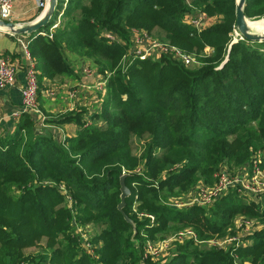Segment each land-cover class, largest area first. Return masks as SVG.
Masks as SVG:
<instances>
[{
	"label": "trees",
	"instance_id": "obj_1",
	"mask_svg": "<svg viewBox=\"0 0 264 264\" xmlns=\"http://www.w3.org/2000/svg\"><path fill=\"white\" fill-rule=\"evenodd\" d=\"M66 1L58 0L50 23L40 29L48 32L59 20L53 37L32 38L29 46L39 71V92L44 78L72 77L62 51L66 45L93 59L103 75L106 93L93 120L105 126H85L78 113L66 115L58 125L77 122L81 129L60 144L25 113L12 132L0 135V264H234L231 254L264 264V193L244 199L237 187L208 206L166 203L199 180L212 184L222 163L243 170L256 159L264 170V51L258 49L264 41L234 43L224 62L236 0H193L194 8L223 16L198 34L182 21L192 11L187 0ZM243 11L249 20L263 18L264 0H246ZM155 27L175 45H208L213 52L198 69L168 56L120 67L131 44L130 29L152 32ZM104 32L116 40H106ZM143 135L150 140L138 158L129 143L131 136ZM123 173L129 175L125 186L131 195L124 212L136 224L133 241L131 226L116 207ZM60 183L72 197L67 203L54 186ZM134 203L136 212L154 215L156 226L138 217ZM237 215L244 222L262 223L245 236L248 245L229 246L228 252L209 246L226 235ZM72 221L101 228L89 238L94 245L102 242L95 249L97 260L80 250L77 236L71 237ZM186 226L198 243L186 241L167 260L144 259L146 239L163 240ZM59 236L62 241L56 242ZM46 237L45 252L22 253Z\"/></svg>",
	"mask_w": 264,
	"mask_h": 264
},
{
	"label": "crops",
	"instance_id": "obj_2",
	"mask_svg": "<svg viewBox=\"0 0 264 264\" xmlns=\"http://www.w3.org/2000/svg\"><path fill=\"white\" fill-rule=\"evenodd\" d=\"M38 1L15 0L11 22L17 26H23L37 21L40 18ZM24 38L28 40L29 50L32 38L26 34H24ZM20 39L22 40L20 36L10 35L7 31L0 30V55L7 57L16 70L14 83L0 91V135L5 130L12 132L20 115H23L21 114L20 90L24 84L25 68L30 61L22 52L19 44ZM30 56L36 68V59L31 53ZM65 59L74 71L73 76L75 77L44 78L41 82L43 89L40 92L41 95L38 96L41 112L46 116L44 130L48 131L53 139L60 144L64 143L65 139L74 137L81 129L77 122L58 125L60 119L66 115L73 117L78 113L77 120L85 126H105L104 121L93 120V116L100 113L103 103L100 101L102 96L100 92L105 91V87L102 90L99 87V84L104 80L103 76L93 71L85 59L78 56H67ZM87 69L92 70L93 75H86Z\"/></svg>",
	"mask_w": 264,
	"mask_h": 264
},
{
	"label": "rangeland",
	"instance_id": "obj_3",
	"mask_svg": "<svg viewBox=\"0 0 264 264\" xmlns=\"http://www.w3.org/2000/svg\"><path fill=\"white\" fill-rule=\"evenodd\" d=\"M192 1L193 0H187V4L192 9V11L191 12H186L183 15V17H182V21L186 25H188L191 29H193L188 23H186V20H187L186 16L187 15L194 16V15H197L198 13H203L207 17V22L204 24V26H202L201 29L199 28V30H195V32H196L195 34L200 33L203 29H205V30L206 29H209L210 27H213L215 24L220 23V22L223 21V16L221 14H218V13L213 14V13H209V12L207 13V12L200 11L198 6L196 7L198 9H196V8L193 7V6H195V3H193ZM65 2H67V1L65 0ZM9 22H11V21H9ZM58 24H59V20H58V23H56L57 27H58ZM57 27L54 30H52V32H49V34H51V37H48L49 39L53 37V35L55 34V31L57 30ZM151 31L152 32H149V31H146V30L145 31L144 30H138L137 28H131L130 31H129L130 32L129 35L132 36L136 32H140V33L147 32V34L149 35V37L152 40H155V41H157L160 44H164V45H166L169 48L177 49L178 51L183 52V53L191 56L192 58L196 59L199 62V66L198 67H192L190 69H198L199 67H201L202 64H203V62L201 61V59L202 58H207L213 52V48L212 47H209L208 45H202L201 48L200 47H195V46H191L190 48H186L183 45H179V44H176L175 45V44H173L169 40V38L167 37L166 32L160 30L157 27H155ZM35 34L36 33H34L33 35H35ZM14 36H16V35H14ZM27 36H30L31 37L32 35H27ZM104 36H105V39L106 40H109L110 42L112 41V36L116 40L115 35H113L112 33L104 32ZM32 37H34V36H32ZM38 37H40V36H38ZM42 37H46V36H42ZM114 38H113V40H114ZM130 41H131V38H130ZM233 41H236V42H233ZM238 42H244V40H242L240 38V36L237 35L236 32L233 29L228 34V41L226 43L227 52H226V55L224 57V61L227 60V57H228L227 55H228L229 50L231 48L230 46L233 45L234 43L237 44ZM248 46L251 47V46H254V45L251 44V45H248ZM258 49H259V51H264V47H258ZM62 51L64 52L65 58H67V56H78L81 59H85V61L90 65V68L93 71L98 72V67L93 63V59H91V58H85V57H80L79 55L75 54L74 52L69 51V49L64 44H63ZM131 51H132V47L129 44L127 53L121 58V60L119 62V66L120 67L125 68V66L127 64H129V61H131L130 60L131 59L130 58ZM150 58L153 59L154 61H160V60H162V58H160V57L158 58L157 56L150 57ZM133 60H135V59H133ZM221 67H222V64L221 65L219 64V66L216 69H220ZM38 75H39V72H38ZM99 75L103 76L102 74H99ZM72 77H75V76H73V74H72ZM37 81H38V76H37ZM37 85H38V82H37ZM99 87L102 88L101 83L99 84ZM39 93L40 92H38V95H39ZM70 93L72 94V91ZM105 93H106V85H105ZM105 93L103 94L104 96H105ZM103 95L101 96L100 101L103 100V98H102V97H104ZM37 104H38V96H37ZM39 110L41 112L40 106H39ZM26 114H28V113H26ZM41 119L42 120L44 119L43 120V123H41V124L38 121H35L34 119L33 120H34V122H36L37 124H39L40 127H41V130H43V128L46 125V123H45L46 116H45V114H43V112L40 113V117L38 119H36V120H41ZM42 133H43V131H42ZM149 140H150V136L149 135H143V137L131 136L130 143H129L130 144V149H131V154L134 155L135 157L140 158V156L142 155V153L144 151V147L148 143ZM157 152H159V153L162 154L161 151H157ZM255 166L257 167V165H255ZM221 168H223L229 175H232V176H236V175L240 174L241 177H239V180L241 182L238 183V184H241V185H244V186L247 185V186H249V188L251 190H253V193H251L249 190H247V189H245L243 187L245 193H243V191H239V194L244 199H245V197H249V198L252 197L255 194L254 193V190L256 191L258 189H262V186H264V172L262 173V177L259 176L258 174L254 173V171H255L254 166L252 168L253 170L252 169L245 168V169H243V172L241 173L239 171H242V170H238V168L235 169L232 165H229V164L227 165L225 163H222V164H220V166L218 168V171L215 174H213L214 182L212 184L208 185V184L204 183L203 181L199 180L194 185L190 186L187 191H184L183 194H181L179 196H171V197H169L166 203L169 206H172V207H177L178 206L179 208H184L185 207V204L187 203V201L190 198V194L193 191H195L198 187H202L203 186L204 188H207L209 190L215 189V187L217 186V175H218L219 170ZM140 171H141L140 168H136L134 172L141 173ZM47 183L48 184H51L52 182H47ZM54 186L59 191H63V193H64V199H63V201H66V203H67L68 201H70V199H72L71 195L70 194L68 195V193H67V191L65 189V185L63 183L54 184ZM237 187L238 186H236V185L235 186H232V188H237ZM225 192H227L226 194H228V192H230V189L226 190ZM134 204H136V203H134ZM62 205L64 206L63 202H62ZM136 205L133 206L135 212L137 210V206ZM208 205L209 204H203L202 206H208ZM136 213L137 214H140L138 212H136ZM144 215H148V214H144ZM150 215L155 220L154 215H152V214H150ZM154 220H153V222H154ZM242 220H243L242 217L239 216V215H237L233 219L232 225L227 229L226 235H223L221 238H219L220 239L219 241L214 240V242H221L222 240H225V239H231V240L227 241L229 243H221V245H219V247H220L219 249H222V250H225V252L226 251L228 252L227 248H228L229 244L233 243V241L235 240V238H238L243 232L246 233V235L248 236V235L254 233L256 230H258V227L259 226H262V223L260 221H258L257 219H255V220H248V223H246L247 221L244 222ZM152 224L154 226H156L155 222L152 223ZM69 226L71 228V232H70L71 237L77 236L78 238L76 239V241H80V242H81L82 238L85 239L86 237H88L87 239H89L91 237H94L95 235H97L100 232V229H101L99 227L96 229L95 226H93V225H91L89 223L82 224L81 222L79 223L77 221H75V222L72 221ZM185 229H190V230H192L194 232V230L191 227L186 226L183 229H180V230H177L175 232H172V233L168 234V237H171L174 234L183 232V231H185ZM194 235H195V233H194ZM195 237H196V235H195ZM167 238H165V239H167ZM244 238L245 237L242 236V238H240V239H244ZM60 241H62V236H59L56 239V242H60ZM149 241L150 240L146 239L144 245L147 244ZM151 241H158L159 242V240H151ZM47 242H48V238L47 237L46 238L38 239V240H36L33 243V245L28 246V248L22 250V253L25 254V255H28V254H30V255H39V254H42V252H45L46 249H47L46 248L47 247V244H46ZM171 242L172 241L168 239V241L166 243H164V244L161 245L159 256L162 257L163 260L169 259V257L174 254L172 252H175L177 250V248L179 246H181V245H179V246H177L175 248L176 244L174 242L173 243H171ZM98 245L99 246H102L101 240L98 241V243L96 244V247ZM246 245H248V242H245L244 246H246ZM209 246H212V245L209 244ZM143 248H144V246H143ZM230 256L234 257V260H236V262L234 264H252L251 262H249V260L242 261L240 259V256H238V255L236 256V255H232L231 254ZM148 259H150V258H148ZM151 260L152 261H156V260H153V259H151Z\"/></svg>",
	"mask_w": 264,
	"mask_h": 264
},
{
	"label": "built area",
	"instance_id": "obj_4",
	"mask_svg": "<svg viewBox=\"0 0 264 264\" xmlns=\"http://www.w3.org/2000/svg\"><path fill=\"white\" fill-rule=\"evenodd\" d=\"M14 2L15 0H0V19L2 21L12 20ZM47 6H48V0L38 1L37 7L40 10L39 15L43 13V11L47 8ZM186 18H187L186 23H188L194 30H199V28L201 29L202 26H204V24L207 22V17L203 13H198L197 15H194V16L187 15ZM56 27L57 25L55 24L53 27L49 29L48 33L45 31H40L32 38H35L38 36L51 37V34H49V32H52V30H54ZM234 31L236 32L237 35L240 36V34L236 31V29H234ZM20 37L22 38V40L21 39L19 40V44L22 49V52H24V54L30 61V63L25 68L26 70H25L24 84L20 90V95H21L20 104L22 107L21 114L28 113L35 121H38L41 124L43 123L44 119L36 120L40 117V113H41L39 110V105L37 104V96L39 92V86L37 85L38 71L34 66L35 64L32 62L30 52L28 51V45H29L28 40H25L24 36H20ZM113 38L114 37L112 36V40ZM130 42H131L130 45L132 47V51L130 53V58H131L130 60H133V59L146 60V58L155 57V56H157L158 58L163 57V56H168L173 61L179 64H182L186 67H189V68L199 66V62L196 59L192 58L191 56L183 52L178 51L177 49L169 48L164 44H160L157 41L152 40L147 34V32L134 33L131 36ZM233 42H236V41H233ZM15 73H16V70L14 69V65L10 62V60L7 57L5 58L0 55V91L14 83ZM85 73L86 75H89V76L93 75V72L90 69H87ZM101 85H102V88L105 87V80H103ZM102 88L100 89L102 90ZM100 93L103 95L105 91L102 90ZM258 164H259V161L254 159L251 169L254 166V169H255L254 173L262 177V173L264 171L258 167ZM255 165H257V167ZM239 172L242 173L243 170ZM239 177H241L240 174L236 176H232V175H229L223 168H221L217 175V186L215 187V189L209 190L207 188H204L203 186L198 187L195 191H193L190 194V198L185 204V207H191L193 205L202 206L203 204H211L214 200L219 199L220 196L225 195L227 193L225 192L226 190L231 189L232 186H235V185L238 186L240 188V191H243V193H245L243 187L249 190L251 193H253V190H251L249 186L246 185L247 186L246 187L244 185L238 184L241 182L239 180ZM254 193L255 194L264 193V186H262V189H258L256 191L254 190ZM177 208L179 207L177 206ZM133 210H134V207H133ZM138 217L148 219L150 226H154L152 224L154 223L153 222L154 219L151 215H144L140 213L138 214ZM246 223H248V221ZM242 236L245 237L246 233L243 232L238 238H235L233 243L229 244V246L233 245L234 248L244 246L245 244L244 239H240L242 238ZM87 238L88 237H86L85 239L82 238L80 242L81 243L80 250L82 252H86L90 258L97 260L98 256L95 253V249L98 250L101 246L98 245L96 247V245L90 243L89 239ZM168 239L172 241L171 243L174 242L176 244L175 248L179 245H182L184 242L188 240H192L198 243V240H196L194 232L190 229H185V231L174 234L173 236L168 237L167 239L159 240V242L149 241L147 244L144 245V248H143L144 259L150 258L156 261L163 260V258L159 256L160 248L162 244L168 241ZM229 240L231 239H225V240H222L221 242L212 241L209 244L220 248L219 245H221V243H229L227 242Z\"/></svg>",
	"mask_w": 264,
	"mask_h": 264
},
{
	"label": "water",
	"instance_id": "obj_5",
	"mask_svg": "<svg viewBox=\"0 0 264 264\" xmlns=\"http://www.w3.org/2000/svg\"><path fill=\"white\" fill-rule=\"evenodd\" d=\"M245 2L246 0H236L235 1L234 12H236V20H235L233 27L240 34L242 40L249 42V43L251 42L261 43L264 41V35L253 33L251 29L248 28V25H247L248 19L245 17L244 11H243L245 7ZM57 3H58V0H48V6L43 11V13L40 15V18L31 24L17 26L12 22H9V21L4 22L0 20V30H3V31L6 30L11 35H17V36H23L24 34L33 35L34 33L39 32L40 29H42L43 27H45L46 25L50 23L53 17V14L56 10ZM254 20H258V19H254ZM224 62H226V60ZM128 176H129L128 174L123 173L119 178L120 194H119V202L116 205V207L118 211L120 212L124 222L131 226V229H132L131 241H133L137 233L136 224L131 219H129L128 216L124 212L125 204H126L125 202L131 195L130 189H128L125 186V179Z\"/></svg>",
	"mask_w": 264,
	"mask_h": 264
},
{
	"label": "bare ground",
	"instance_id": "obj_6",
	"mask_svg": "<svg viewBox=\"0 0 264 264\" xmlns=\"http://www.w3.org/2000/svg\"><path fill=\"white\" fill-rule=\"evenodd\" d=\"M247 25L248 28L251 29L253 33L264 35V17L258 20L248 19Z\"/></svg>",
	"mask_w": 264,
	"mask_h": 264
}]
</instances>
